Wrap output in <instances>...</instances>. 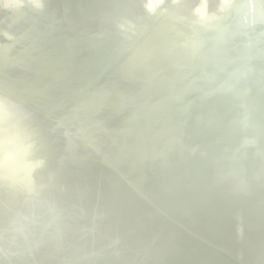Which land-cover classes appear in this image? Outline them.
I'll list each match as a JSON object with an SVG mask.
<instances>
[{
  "label": "bare ground",
  "instance_id": "1",
  "mask_svg": "<svg viewBox=\"0 0 264 264\" xmlns=\"http://www.w3.org/2000/svg\"><path fill=\"white\" fill-rule=\"evenodd\" d=\"M229 1L0 0V264H264V0Z\"/></svg>",
  "mask_w": 264,
  "mask_h": 264
},
{
  "label": "water",
  "instance_id": "2",
  "mask_svg": "<svg viewBox=\"0 0 264 264\" xmlns=\"http://www.w3.org/2000/svg\"><path fill=\"white\" fill-rule=\"evenodd\" d=\"M239 3V0H231V1H229L228 3H226L225 4V8H223V10H224V14L226 13V12H228L229 10H231L232 8H234L237 4ZM205 8H207V5L205 6ZM219 20V19H218ZM218 20H216V21H218ZM203 24H205L206 25V27H211L210 26V24H206V23H203ZM186 122V121H185ZM106 130V129H105ZM115 133H117L115 130H110V129H107L105 132H104V134H103V138H104V140L105 141H108V142H113L114 140H115ZM123 146V149H127L128 147H126L127 145H122ZM94 147H96V146H94ZM96 148H98V147H96ZM128 150H129V148H128ZM212 152H214L213 150H212ZM26 153V151L24 150V154ZM211 155L213 156V158L214 159H216V160H221V158H220V156L218 155L217 156V154L216 153H211ZM26 161L25 160H21V162L19 163V161H18V163H19V165L21 166V167H24V163H25ZM0 164L2 165V163L0 162ZM1 167V166H0ZM20 199H21V201L23 202V204L25 205V206H32V203H33V200H32V198L31 197H20ZM20 201V200H19ZM54 203H56L57 204V206H60V203H59V201H56V202H54ZM61 207V206H60ZM240 231V230H239ZM95 253V256L96 255H98L97 254V252H94ZM79 261V259H77V261L76 262H78Z\"/></svg>",
  "mask_w": 264,
  "mask_h": 264
}]
</instances>
